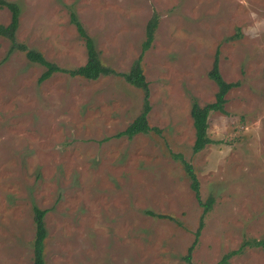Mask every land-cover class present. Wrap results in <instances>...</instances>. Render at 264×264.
<instances>
[{
  "label": "rangeland",
  "instance_id": "1",
  "mask_svg": "<svg viewBox=\"0 0 264 264\" xmlns=\"http://www.w3.org/2000/svg\"><path fill=\"white\" fill-rule=\"evenodd\" d=\"M8 1L21 10L16 40L61 68L86 61L72 15L106 66L125 73L140 58L158 132L115 137L143 104L121 77L56 73L39 83L44 69L8 55L0 37V264H33L35 208L47 210L45 264H186L208 199L192 264L238 249L225 264H264V0ZM216 51L236 86L209 116L212 143L193 154L190 108L214 101Z\"/></svg>",
  "mask_w": 264,
  "mask_h": 264
},
{
  "label": "trees",
  "instance_id": "2",
  "mask_svg": "<svg viewBox=\"0 0 264 264\" xmlns=\"http://www.w3.org/2000/svg\"><path fill=\"white\" fill-rule=\"evenodd\" d=\"M0 8L6 9L10 13V21L7 25L0 23V37L6 39L10 43L9 50L7 54H11L14 51H21L25 54V57L31 63H35L41 66L44 71L38 78V82L41 83L49 79L52 75L56 73L66 74L71 78L80 77L86 80H96L100 76H118L121 77L127 84L133 86L134 88L140 89L143 93V104L140 114L126 127V129L118 134L115 137L125 136L127 139H132L138 134H149L150 132H158L157 129L152 128L148 125V114L150 112V103H149V86L148 82L145 79V76L142 71L140 64V58L135 60L129 70L125 73H118L114 69L106 66L100 59L99 52L95 46L94 40L86 33L82 25L75 21L74 15H72V23L75 25L79 37L84 41L85 52H86V61L83 65L75 67L73 69L61 68L49 61H47L44 55L31 47H28L24 43H20L16 40V31L19 26V17H20V6L16 2L8 0H0ZM157 18L154 16L150 19L146 25V38L142 44V50L148 49L153 38V30L156 26ZM210 80L214 82L217 87L215 93L214 101L206 105H199L197 102H193L190 108V117L192 119V126L194 129V142L192 145V153L197 154L204 150L210 143L211 139L208 136V119L212 113H222L224 112V106L226 104V95L227 93L236 86L235 83L225 82L219 72L217 51L213 60V64L210 72L208 73ZM184 171L190 182V187L194 192L195 198L198 202H201L199 195V183L195 175L193 166L185 161H181ZM200 204V203H199ZM203 206V213L200 218L199 226L195 233V241L187 249L186 254L183 257V260L186 264H192V250L197 242V237L199 236L200 230L203 226V219L205 215L209 212L212 205V199H208L206 202L201 204ZM47 210H42L35 208L33 212V222L35 224V237L33 243V264H45L44 261V240L46 238V229L44 227V216L46 215ZM152 215H154L152 213ZM157 216V215H156ZM161 218H169V216L158 215ZM255 245H261L262 243L253 242ZM240 251H232L227 253L223 259L217 264H225L226 261L237 254Z\"/></svg>",
  "mask_w": 264,
  "mask_h": 264
}]
</instances>
